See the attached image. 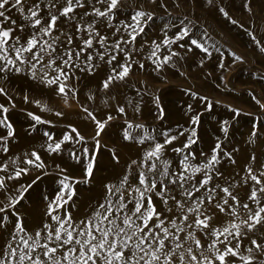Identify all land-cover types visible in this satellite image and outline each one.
I'll use <instances>...</instances> for the list:
<instances>
[{"label":"snow or ice","instance_id":"6c2138e0","mask_svg":"<svg viewBox=\"0 0 264 264\" xmlns=\"http://www.w3.org/2000/svg\"><path fill=\"white\" fill-rule=\"evenodd\" d=\"M147 3L167 8L164 0H147ZM250 3L251 0L245 2L249 12L252 11ZM126 8L129 14L121 19ZM13 10L22 23L12 16ZM220 12L230 19L223 8ZM154 19V9L137 4L136 0H0V80H6L13 73H25L55 94L64 98L71 95L75 99L76 89L70 81L79 79L77 72L94 75L103 63L109 71L101 88L108 91L126 81L133 65L139 69L145 67L135 59L146 43L141 40L137 47L138 37L146 35V28ZM180 23L183 25L184 21ZM231 23L237 21L231 20ZM174 36V39H162L161 43L168 46L190 37L189 27L180 28L179 34ZM152 43L155 48L146 59L152 61L157 71L179 55L170 51L161 59L158 55L161 43ZM190 43L211 55L197 39H191ZM0 95L7 96L3 87H0ZM156 100L158 103V97ZM133 110L138 112L139 106ZM83 111L97 129L91 153L85 146V137L76 128L72 129L75 136L66 135L62 141L46 147L49 153L59 154L64 142L80 144L81 148L71 151L70 155L77 162L81 157L87 161L83 180L63 175L59 181L62 187L48 204L46 213L54 223H44L32 233L27 232L20 219L15 221L14 230L7 229L8 216L0 215V232L9 231L11 240L0 247V264H235L236 258L243 264H264V240L256 237L257 231L264 234V170L247 167L241 181L233 182L219 167L225 159L236 163L232 153L221 148L218 138L211 154H197L192 147L198 141L195 128L177 147L174 142L184 136V131L176 135L162 133L164 141L161 143L147 133L134 137L128 131L133 124L125 120L124 140L140 145L150 142L149 146L139 160L131 161L118 185H104V201L90 215L74 219L66 205L76 195V184L93 179L95 152L99 146L97 137L105 130L107 122L116 118L109 114L106 121H101L88 108ZM116 111L127 116L123 106H117ZM232 111L239 115L238 110ZM7 112L8 108L0 104V113ZM29 115L38 123H47L40 116ZM163 115L160 109L158 118L162 119ZM191 122L198 125L200 115L193 116ZM0 126L9 129L7 136L0 137V149L8 152L7 140L14 131L6 116L0 118ZM228 127L229 122L224 121L221 130L227 134ZM135 128L143 129V125L136 124ZM44 135L49 140L54 139L47 132ZM251 135L255 136L256 132ZM169 150L178 158L175 167L166 156ZM25 156V165L37 171L46 169L37 152ZM114 159L118 157L114 155ZM133 169L136 175L130 182ZM64 171L60 169V174ZM0 172L5 173L0 176V190L7 191V181L20 180L30 169L14 168L9 174L8 165L2 164ZM39 179L37 175L31 183L15 187L18 197L6 196L7 205L0 201V213L14 209ZM238 185H248L244 198L237 190ZM60 209H64L63 213ZM245 240L250 245L244 249L248 255L240 251Z\"/></svg>","mask_w":264,"mask_h":264},{"label":"rangeland","instance_id":"374dc122","mask_svg":"<svg viewBox=\"0 0 264 264\" xmlns=\"http://www.w3.org/2000/svg\"><path fill=\"white\" fill-rule=\"evenodd\" d=\"M164 2L166 9L151 6L147 0H136L145 8L154 9V23L146 28V35L138 37L137 47L141 40L146 42L143 51L135 55V59L144 63L145 67L139 69L133 65L126 81L112 86L108 91L101 88L109 71L103 63L94 75L77 72L79 79L70 81L76 89L75 99L71 95L64 98L55 94L51 88L25 73H13L6 80H0V87L7 92V96L0 95V104L8 108L7 113H0V118L6 116L14 131V135L7 140L8 152L0 149V165L7 164L9 174L14 168L30 169L28 175L20 180L7 181L9 188L7 191L0 190V201L7 205L6 196L18 197L15 187L21 183L27 185L37 175L40 176L14 209L0 213L8 216L7 229L14 230L17 219L23 221L28 233L41 228L44 223H54L46 213L48 204L62 187L59 181L63 175L83 180L87 161L81 157L77 162L70 155L71 151L81 148L80 144L64 142L59 154L49 153L46 147L49 143L62 141L66 135L75 136L72 129L76 128L85 137V146L91 153L95 146L92 138L97 129L83 111L84 108H88L101 121H106L109 114L116 118L108 121L105 130L97 137L99 146L95 152L93 179L88 183L76 184V195L66 205L74 219L90 215L104 201V185H118L128 172L131 161L139 160L149 146L150 142L140 145L124 140V130L127 128L125 120L133 124L128 131L134 137L147 133L161 143L164 141L162 133L176 135L184 131V136L174 142L177 147L195 128L198 141L192 147L197 154H211L219 138L221 148L231 152L236 161L231 164L225 159L219 166L224 176L231 177L233 182L241 181L247 167L264 170V51H261L264 48V0H251V12L245 7L246 0H212L211 4L208 0ZM221 8L229 13L230 19L220 12ZM128 14L129 9L126 8L120 18H126ZM12 16L18 19V23L23 22L15 10ZM181 20L184 21L183 25ZM231 20L237 23L232 24ZM184 26L189 27L190 37L168 46L161 43L164 38L174 39V34L178 35L179 29ZM191 39L204 44L211 55L191 45ZM153 41L161 43L158 53L161 59L170 51L179 53L159 71L155 70L152 61L146 59L151 49L155 48ZM237 56L241 59L237 60ZM221 64L223 67H220ZM89 96L93 99H89ZM137 105L138 112L133 110ZM117 106L125 107L127 116L118 114ZM160 109L164 112L162 119L158 118ZM232 109L238 110L239 115ZM57 112L62 115H56ZM29 113L40 116L47 123H38ZM197 114L200 115V123L193 125L191 119ZM224 121L229 122L227 134L221 130ZM136 124L143 125V129H136ZM8 131L7 127L0 126V137L7 136ZM253 131L256 132L255 136L251 135ZM45 132L54 139L49 140ZM33 151L41 156L46 169L37 171L23 163L25 154ZM114 155L118 160L114 159ZM166 156L175 167L176 154L169 150ZM253 156L255 160L251 159ZM60 169L65 170L63 174H60ZM3 175L5 173L0 172V176ZM135 175L133 169L129 175L130 182ZM220 182L223 184V178ZM237 190L244 198L248 185H238ZM63 211L60 209L61 213ZM256 237L264 240V234L259 231ZM6 242H11L10 232H0V247ZM246 246H250L247 240L240 247L244 255H248L244 251ZM235 264L243 262L236 258Z\"/></svg>","mask_w":264,"mask_h":264}]
</instances>
